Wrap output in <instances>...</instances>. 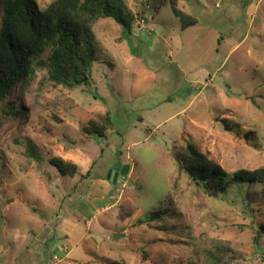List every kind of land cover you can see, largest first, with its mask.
<instances>
[{"label": "rangeland", "instance_id": "rangeland-1", "mask_svg": "<svg viewBox=\"0 0 264 264\" xmlns=\"http://www.w3.org/2000/svg\"><path fill=\"white\" fill-rule=\"evenodd\" d=\"M124 1L130 31L93 25L85 80L36 70L0 101V264H103L96 248L127 264H264V187L211 195L176 162L190 140L229 173L264 166V0H179L197 19L185 29L168 0ZM107 111L112 128L88 134Z\"/></svg>", "mask_w": 264, "mask_h": 264}, {"label": "trees", "instance_id": "trees-1", "mask_svg": "<svg viewBox=\"0 0 264 264\" xmlns=\"http://www.w3.org/2000/svg\"><path fill=\"white\" fill-rule=\"evenodd\" d=\"M179 0H168L174 16L185 29L197 23V19L178 7ZM110 18L128 32L135 20L124 0H52L40 9L36 0H0V101L21 81L44 72L47 81L72 88L90 71L96 59L95 36L92 27L100 19ZM226 130L238 125L226 124ZM112 128L110 113L99 112L88 121L84 130L88 134L104 135ZM29 157H36L28 150ZM179 170L185 171L207 193H223L233 185H260L264 187V166L255 169H238L227 172L217 161L187 140L185 153L176 156ZM49 163L62 176L73 177L78 166L61 157ZM125 170V168H124ZM160 212L148 215L159 218ZM103 264H127L106 259ZM97 264V263H90Z\"/></svg>", "mask_w": 264, "mask_h": 264}, {"label": "crops", "instance_id": "crops-1", "mask_svg": "<svg viewBox=\"0 0 264 264\" xmlns=\"http://www.w3.org/2000/svg\"><path fill=\"white\" fill-rule=\"evenodd\" d=\"M116 184V183H115ZM96 220V218H95V216H91L87 221H86V224L87 223H89L88 225V227H91V226H93L94 224V221ZM64 233V235H66L65 237H66V240H68V233H67V231H65L64 230V232H62V231H60V234H63ZM88 235V236H87ZM90 235L91 234H87V233H84V234H82L81 235V237H87L88 239L90 238ZM83 239H81V241H82ZM90 241H92L91 239H90ZM92 246H90L89 248H91ZM97 249V248H96ZM96 249L95 250H93V251H95V258H96V260H101V259H104V258H106V259H111L110 257H104V256H100V255H98L97 254V251H96ZM73 252V251H72ZM72 252H70V251H68V252H65V254L67 255V256H70L71 254H72ZM87 252H88V254L89 255H92L91 253H90V251L87 249ZM69 254V255H68ZM94 257V256H93ZM93 259L94 258H92V259H89L87 262H93Z\"/></svg>", "mask_w": 264, "mask_h": 264}, {"label": "water", "instance_id": "water-1", "mask_svg": "<svg viewBox=\"0 0 264 264\" xmlns=\"http://www.w3.org/2000/svg\"><path fill=\"white\" fill-rule=\"evenodd\" d=\"M86 78L84 77L83 80ZM128 169L124 170V168L119 165H114L110 172L108 173V178L112 183H118L123 178V176L127 173Z\"/></svg>", "mask_w": 264, "mask_h": 264}, {"label": "built area", "instance_id": "built-area-1", "mask_svg": "<svg viewBox=\"0 0 264 264\" xmlns=\"http://www.w3.org/2000/svg\"><path fill=\"white\" fill-rule=\"evenodd\" d=\"M144 19L143 18H141L139 21H138V24H139V26H138V29L140 30V29H142V27L144 26Z\"/></svg>", "mask_w": 264, "mask_h": 264}]
</instances>
